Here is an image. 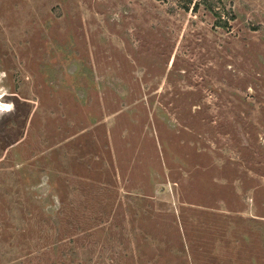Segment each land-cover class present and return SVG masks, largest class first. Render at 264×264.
<instances>
[{
    "label": "rangeland",
    "instance_id": "obj_1",
    "mask_svg": "<svg viewBox=\"0 0 264 264\" xmlns=\"http://www.w3.org/2000/svg\"><path fill=\"white\" fill-rule=\"evenodd\" d=\"M213 1L0 0V264H259L203 221L264 248V0Z\"/></svg>",
    "mask_w": 264,
    "mask_h": 264
},
{
    "label": "crops",
    "instance_id": "obj_2",
    "mask_svg": "<svg viewBox=\"0 0 264 264\" xmlns=\"http://www.w3.org/2000/svg\"><path fill=\"white\" fill-rule=\"evenodd\" d=\"M209 222H204V225L207 229L218 232L221 236L216 237L219 240H226V237L235 240L229 246L227 242L222 243L223 249L231 250L232 254L234 255L235 259L240 257L241 259L252 261L254 263L264 264V248L261 249V237L256 238L257 235L253 233V230L250 229L248 232H244L248 225L244 222L241 225H236L234 223L236 220L230 219H221L213 216L208 220ZM200 224V222H198ZM194 224V223H193ZM194 226H196L194 224ZM239 228L240 230L237 231L236 229ZM225 237V238H224Z\"/></svg>",
    "mask_w": 264,
    "mask_h": 264
},
{
    "label": "trees",
    "instance_id": "obj_3",
    "mask_svg": "<svg viewBox=\"0 0 264 264\" xmlns=\"http://www.w3.org/2000/svg\"><path fill=\"white\" fill-rule=\"evenodd\" d=\"M162 1V0H161ZM214 1L213 0H177V7L183 9L184 11H196L199 6L203 5L209 11L214 14L216 17L214 25L219 26L221 28H228V21L235 19V14L233 13L232 9L229 8L227 11H221L214 9ZM228 15L227 17H223V14Z\"/></svg>",
    "mask_w": 264,
    "mask_h": 264
}]
</instances>
